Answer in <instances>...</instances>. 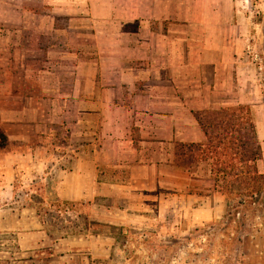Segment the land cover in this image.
Wrapping results in <instances>:
<instances>
[{
    "label": "crops",
    "instance_id": "obj_1",
    "mask_svg": "<svg viewBox=\"0 0 264 264\" xmlns=\"http://www.w3.org/2000/svg\"><path fill=\"white\" fill-rule=\"evenodd\" d=\"M87 3V40L26 10L0 19V264H155L146 249L202 250L191 232L207 238L238 210L194 145L210 135L200 115L222 121L248 105L238 89L248 0ZM253 132L258 169L263 124ZM235 256L264 264V241Z\"/></svg>",
    "mask_w": 264,
    "mask_h": 264
},
{
    "label": "rangeland",
    "instance_id": "obj_2",
    "mask_svg": "<svg viewBox=\"0 0 264 264\" xmlns=\"http://www.w3.org/2000/svg\"><path fill=\"white\" fill-rule=\"evenodd\" d=\"M87 4V0H0V19L12 22L21 17L22 13H27L26 10L28 13L25 14V18L45 16L47 28L51 27L54 20V24L58 26L59 32L62 34L72 39L74 33L71 32H75L76 28V30L78 29L76 34H80L81 39L87 40L86 36L91 38L92 33ZM247 9L254 28L242 67L239 69L238 89L242 90L241 95L248 100V105L231 110L237 111L240 115L246 114L248 120L252 116L254 125L258 124L260 127L262 123L264 130V0H248ZM84 43L87 42L84 41ZM226 115V119L222 121L213 120L212 114L209 116L200 115V117L204 123L205 121L210 123V127H208L210 132L221 130V134L224 135L227 131L232 130L233 134V130H236L234 137L238 139V142L228 143L226 155L219 159L221 167H224L225 162L228 161L227 164L233 166V172L229 175L226 173L228 170L225 173L222 171V173H218L219 187L226 192L233 208L238 209L222 221L223 224H227L228 221L230 228L227 225L219 229L217 222V232L207 228V238L204 236L198 238L195 233L191 232L190 240L195 243L197 241L206 242V247L202 250H198L196 246L187 248L179 244L170 248L146 249L147 256L150 255L149 252L152 255L155 254L152 259L155 264H187L188 261L191 264H238L239 258L235 255L236 249L241 243L251 241L260 244L264 241V158L259 161L258 169H255L257 176L248 175L250 165L240 161H245V158L242 157L247 156V152L252 149V146L255 147L250 143V128L248 127V130L247 127L235 128V118L230 113ZM262 142L264 143V139ZM258 147L260 150L259 142ZM236 149H240L243 153L242 157L234 158L231 151ZM252 192H258V194L255 193V197H250ZM257 216L262 217L263 221L255 219ZM165 218L168 219V217ZM161 221H163L162 217ZM154 224H152L154 226H152L151 240L156 242L163 238L160 222ZM173 236L181 237L178 233H174ZM203 237L206 238L205 241ZM143 239L145 240L144 237ZM137 254H134L133 250L126 251V257L129 258H135ZM143 254L140 253V255Z\"/></svg>",
    "mask_w": 264,
    "mask_h": 264
},
{
    "label": "trees",
    "instance_id": "obj_3",
    "mask_svg": "<svg viewBox=\"0 0 264 264\" xmlns=\"http://www.w3.org/2000/svg\"><path fill=\"white\" fill-rule=\"evenodd\" d=\"M230 112H233V113H230ZM227 114V113H230V114H234V113H238L237 111H234V110H229V111H222V114ZM202 119V118H201ZM200 119V123L202 125L203 128H208L210 127V123H206L207 121H202ZM250 120V118H249ZM249 120H248V126H247V130H248V127L250 128V133L253 134L251 137H250V143L252 145H255V147L252 146V149H249L248 150V154L247 156H243L241 154V151L240 149H236L235 151H231V153L234 155V158H236L237 156L238 157H242L243 159L245 158V161H240L241 163L244 162V163H253L255 162L257 159L260 158V151H259V147H258V142L256 140V137H255V133L253 132L254 131V126L253 124H249ZM236 132V130H235ZM221 136V137H220ZM208 138V141L205 143V145H194V149L197 150V149H201V152L199 154H197L199 157H195V160H199V161H209V165L211 166V171L213 172H216L217 174L219 172H223L225 173L226 170H228L226 173H229L231 174L233 171V166H231V164H227L228 161L225 162V166L224 167H221V162L219 159H221V156H225L226 155V152L228 151V147L227 144L228 143H231V142H234V141H237L238 142V139L234 137V134H232V130H230L229 132H225L224 135L220 134L219 136L218 135H213L212 132H210V135L207 137ZM6 144V137L5 135L3 134V132L0 130V147H4ZM194 150V152H195ZM196 153V152H195ZM196 155V154H194ZM196 155V156H197ZM230 161H233V160H230ZM247 161V162H246ZM220 165V167H218ZM229 165V166H228ZM250 167V173L248 175H252V176H257V172L254 168H252L251 166ZM239 169V168H238ZM221 172V173H222ZM247 175V174H246ZM255 193L258 194V192H252L250 193V197H255Z\"/></svg>",
    "mask_w": 264,
    "mask_h": 264
}]
</instances>
